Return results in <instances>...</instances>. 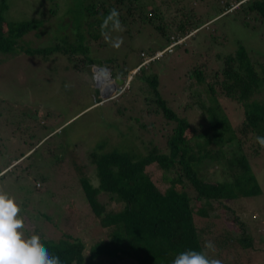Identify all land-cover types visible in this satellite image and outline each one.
I'll return each instance as SVG.
<instances>
[{
    "label": "trees",
    "instance_id": "16d2710c",
    "mask_svg": "<svg viewBox=\"0 0 264 264\" xmlns=\"http://www.w3.org/2000/svg\"><path fill=\"white\" fill-rule=\"evenodd\" d=\"M50 1L55 3L56 0ZM72 2L77 5L70 7L68 13L77 23L78 44L54 37L55 44L44 52L25 49L24 38L33 31L41 33L40 36L49 33L46 19L10 21L7 17L10 2L0 0V55H40L42 52L45 57L60 52L73 61L78 70L91 71L96 65H111L113 77H122L125 82L139 69L129 90L122 92L120 99L106 103L120 107L119 102L126 103L118 108L124 117L134 114V109L141 106L138 115L145 122L136 119L138 124L123 130L125 136H131L138 144L137 148L107 150L105 142L74 164L73 177L75 175L80 190L77 201L72 203L84 215L80 229L88 234L99 230L101 238L90 245L72 232L50 238L33 218H29L26 238L39 235L41 243L51 255L59 257L61 264H127L123 263L125 261L173 264L179 253L189 249L205 252L221 264H232L229 258L236 256L240 248L256 250L252 225L247 219H240L243 234L235 237L231 231L211 236V229L199 228L197 217L216 218L220 209L231 210L227 202L263 195L253 157L246 149L264 152L257 139L264 137V59L239 40L236 50L226 51L225 45L231 42V37L216 34L209 26L219 18L231 16L245 28L264 29V0H202L206 7L217 5L211 11L212 16L198 14L195 5L189 9L184 0ZM233 2L240 6L225 14ZM149 3L154 9L148 16L145 7ZM55 6L49 11L52 16L59 13V4ZM113 9L118 16L109 19ZM117 21L119 27H116ZM135 23L149 24L164 39L165 47L142 51L140 56L144 60L140 63L131 65L128 60L123 61L120 73L114 66L119 60L98 62L96 49L107 46L106 39L117 29H126L127 34ZM102 25H106L104 35H101ZM84 26L90 41L100 45L93 56L92 48L85 42ZM204 28L209 34L201 38ZM194 30L198 31L196 36L188 38ZM184 38L189 40L177 45L174 54L167 51ZM159 52H164L162 59L144 65L148 56H152L151 59ZM80 54L83 56L76 57ZM186 55L191 57H184ZM168 79H175V88L183 83L180 91L173 94L189 92L187 101H182L186 105L181 112L166 100L163 89L168 86ZM140 101L142 105L138 104ZM100 103L103 100H96V104ZM192 113L201 118L197 126L191 121ZM146 117L154 119L150 121ZM227 146L232 150L226 149ZM220 164L226 166L232 180H206L202 173L204 166ZM230 223L227 219V224ZM207 242L214 245V250L205 248ZM226 252L229 257L224 259Z\"/></svg>",
    "mask_w": 264,
    "mask_h": 264
},
{
    "label": "rangeland",
    "instance_id": "374dc122",
    "mask_svg": "<svg viewBox=\"0 0 264 264\" xmlns=\"http://www.w3.org/2000/svg\"><path fill=\"white\" fill-rule=\"evenodd\" d=\"M9 2L11 7L7 17L10 21L46 19V29L49 33L40 36L41 33L38 31L31 32L24 38L25 49H40L46 52V49L55 44L54 37L61 40L68 39L73 44H78L77 23L75 17L68 13L70 7L77 5L75 2L71 3V0H56L55 3L50 0H9ZM57 3L59 13L57 16H52L49 11L52 7L56 8ZM184 5L189 9L195 5L196 12L206 16L208 13V16H212L214 12L211 11L217 7V5L212 6L213 8L206 7L202 0H184ZM239 6V3H234L225 14L236 11ZM152 9L154 5L147 4L145 14L149 16L151 12L153 13L150 11ZM210 24L209 28L216 34L225 33L229 38L231 37V42L225 45L226 51L236 50L239 40L256 56L264 59L263 28L258 30L245 28L231 16L219 18ZM204 29L201 30V38L209 34V31ZM83 30L87 34L85 42L92 48L90 54L93 56L92 53L100 45L90 41L86 26ZM197 32L196 30L190 32L188 38L195 37ZM188 38L174 43L167 51L174 54L175 47L187 42ZM106 40L107 46L103 42L104 47L95 51L97 60L98 62L113 58L119 60L118 63L113 64L119 73L123 69L124 65L121 66L123 61L128 60L131 65L140 63L144 60L140 56L142 51L162 50L166 45L164 39L158 36L149 24L141 26L140 23L132 25L127 34L126 29H117ZM39 54L0 55V192L14 199L20 207L19 216L23 217L24 221L21 231L25 238L30 223L29 218H33L50 238H58L62 233L72 232L76 236L80 235L90 245L97 241V238H101L102 232L95 230L94 234H88L80 229L84 215L79 209L74 208L75 204L72 203L77 201L80 190L78 181L74 179L75 175L73 177V174H76L74 164H77L78 160L85 159L93 148L105 142L107 150L137 148L138 144L131 136H125L123 130H130L131 125L138 124L136 119L140 123L144 121L138 115V108L142 107L138 106L134 109V114L129 113L124 117L118 108L124 107L126 103L123 105V102H119L120 107L106 102L119 98L122 92L129 90L130 82L139 69H135L129 75L126 84L118 86L116 92L113 79L118 78L105 71L94 70L103 66L96 65L91 71H82L76 69V64L60 52L45 57L42 52ZM163 54L164 52H159L151 59L152 56H148L144 65H149L155 59H162ZM78 56L83 55L76 57ZM184 57L190 58L191 55ZM110 67L111 65H104L106 69ZM168 81V86L163 89L166 100L181 112L182 106L186 105L182 101H185L186 97L189 98V92L173 94L180 91L179 87L183 86V83L175 88V79ZM105 92H111L114 97L105 100L103 97ZM96 100H103V103L96 104ZM141 103L140 101L138 104L142 105ZM145 119L152 121L154 118ZM200 119L198 114L192 113L191 121L194 126L200 123ZM226 149L232 150L230 146ZM246 151L253 157V166L264 188V152L263 150L256 152L252 148H247ZM204 167L202 173L208 181L232 180L231 173L223 164ZM227 204L231 210L223 212V208L220 209L219 217L209 219L197 217L199 228L207 231L211 229V236L231 231L235 237H240L243 231L240 229L239 221L247 219L252 225L257 249L240 248L238 254L234 257L230 256L229 260L231 259L232 264H264V190L263 195L259 197L242 198ZM227 219L231 221L230 224H227ZM224 257V259L229 257L228 252Z\"/></svg>",
    "mask_w": 264,
    "mask_h": 264
},
{
    "label": "clouds",
    "instance_id": "9594fccd",
    "mask_svg": "<svg viewBox=\"0 0 264 264\" xmlns=\"http://www.w3.org/2000/svg\"><path fill=\"white\" fill-rule=\"evenodd\" d=\"M115 16H118V13L113 9L109 19ZM105 26H101V35H104ZM116 27H119L118 21ZM257 139L261 147H264V137ZM20 212L21 209L14 199L0 192V264H61L59 257L51 255L41 243L39 235L25 238L21 231L24 221L23 217L19 216ZM205 248L214 250V245L207 242ZM173 264H221V262L218 259H210L205 252L189 249L179 253Z\"/></svg>",
    "mask_w": 264,
    "mask_h": 264
},
{
    "label": "water",
    "instance_id": "95a60500",
    "mask_svg": "<svg viewBox=\"0 0 264 264\" xmlns=\"http://www.w3.org/2000/svg\"><path fill=\"white\" fill-rule=\"evenodd\" d=\"M95 72H97V70L98 71H105V72H107V73H109L110 75H112L111 74V72H112V70H110V69H106V68H104V67H96L95 69ZM98 74V73H97ZM96 79L98 80V78L96 77ZM114 80V87H115V90H116V92H117V90H118V86H123L124 85V83H125V80L124 79H122V78H118V79H113ZM114 94H112L111 92H105V93H103V97H104V99L105 100H110L111 98H113L114 96H113Z\"/></svg>",
    "mask_w": 264,
    "mask_h": 264
},
{
    "label": "bare ground",
    "instance_id": "6f19581e",
    "mask_svg": "<svg viewBox=\"0 0 264 264\" xmlns=\"http://www.w3.org/2000/svg\"><path fill=\"white\" fill-rule=\"evenodd\" d=\"M101 86V85H100Z\"/></svg>",
    "mask_w": 264,
    "mask_h": 264
}]
</instances>
